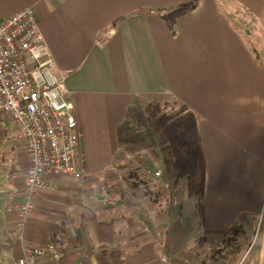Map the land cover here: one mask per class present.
<instances>
[{
    "label": "crops",
    "instance_id": "crops-1",
    "mask_svg": "<svg viewBox=\"0 0 264 264\" xmlns=\"http://www.w3.org/2000/svg\"><path fill=\"white\" fill-rule=\"evenodd\" d=\"M230 6L251 23L247 34ZM25 7L74 104L85 170L81 180L51 177L34 199L24 241L58 251L37 264H198L207 243L242 221L238 264H264V0H0V16ZM165 95L193 116L201 173L182 207L129 222L130 203L114 208L108 189L94 201V189L116 167L134 103ZM30 166L23 135L1 113L0 264L22 253L7 210L23 201Z\"/></svg>",
    "mask_w": 264,
    "mask_h": 264
},
{
    "label": "built area",
    "instance_id": "built-area-1",
    "mask_svg": "<svg viewBox=\"0 0 264 264\" xmlns=\"http://www.w3.org/2000/svg\"><path fill=\"white\" fill-rule=\"evenodd\" d=\"M55 67L32 7L0 16V114L9 115L19 128L31 160L21 189L23 201L7 210L15 213V231L24 243L18 264H37L58 255L54 243L24 241L39 190L54 187L51 177L85 176L78 156L81 135L74 104Z\"/></svg>",
    "mask_w": 264,
    "mask_h": 264
},
{
    "label": "rangeland",
    "instance_id": "rangeland-1",
    "mask_svg": "<svg viewBox=\"0 0 264 264\" xmlns=\"http://www.w3.org/2000/svg\"><path fill=\"white\" fill-rule=\"evenodd\" d=\"M231 6L228 9L233 14V22L239 27L242 25L244 33L250 31L251 23L244 18L241 21L235 18L237 10H232ZM121 129L125 139L121 143L118 162L113 170L99 173L103 175L104 183L100 190L94 189V201L97 200L96 193L108 189L107 192L113 197L110 201L114 208H117L119 198V201L125 200V207L129 206L128 203L132 206L129 222L134 219L136 222L138 217H148L156 212H166L174 202H177V207H182L186 191L201 173L192 114L169 95L148 103L138 100L130 109ZM16 140L19 143L21 137ZM133 182H138V186H133ZM116 190H119V196L114 195ZM118 205L122 206V203ZM121 206L117 212L122 211ZM247 241L248 235L239 238L231 235L223 240L212 241L207 243L203 253L198 252V259L201 264L203 261L204 264H238ZM250 262L251 256L240 264Z\"/></svg>",
    "mask_w": 264,
    "mask_h": 264
},
{
    "label": "trees",
    "instance_id": "trees-1",
    "mask_svg": "<svg viewBox=\"0 0 264 264\" xmlns=\"http://www.w3.org/2000/svg\"><path fill=\"white\" fill-rule=\"evenodd\" d=\"M195 4H196V2L188 4V8L189 9H193L195 7ZM124 138H125V136H124ZM143 182L146 183V180L145 181L143 180ZM132 184H133V186H138V182H133ZM243 222L244 221L240 222V224H238L237 226L233 227L232 230L230 231V235H232L233 238H235V235H237L242 230Z\"/></svg>",
    "mask_w": 264,
    "mask_h": 264
},
{
    "label": "water",
    "instance_id": "water-1",
    "mask_svg": "<svg viewBox=\"0 0 264 264\" xmlns=\"http://www.w3.org/2000/svg\"><path fill=\"white\" fill-rule=\"evenodd\" d=\"M122 202L121 201H119V204H121Z\"/></svg>",
    "mask_w": 264,
    "mask_h": 264
}]
</instances>
